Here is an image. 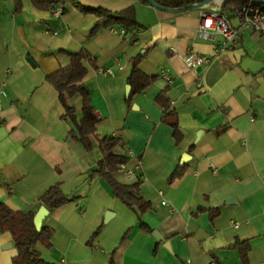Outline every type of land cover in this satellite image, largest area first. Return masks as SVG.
<instances>
[{"label": "crops", "instance_id": "1", "mask_svg": "<svg viewBox=\"0 0 264 264\" xmlns=\"http://www.w3.org/2000/svg\"><path fill=\"white\" fill-rule=\"evenodd\" d=\"M77 1L119 16L135 8L138 26L125 35L102 28L91 36L92 13L68 6L56 15L28 0L16 11L15 0H0V84L7 92L0 114V203L37 213L39 198L61 185L70 201L43 219L54 231L52 247L37 246L56 264H264V36L241 29L225 49L220 37H200V10H219L224 0L178 13L141 0ZM81 49L90 54L83 84L99 118L97 134L120 138L125 166L134 170L133 176L121 170L115 179L139 182L152 204L140 217L92 174L102 160L99 144L87 151L73 138L76 128L45 80L68 63L63 50ZM189 50L210 56L208 65L187 67ZM140 53V69L158 78L127 107L131 59ZM164 89L178 114V144L155 102ZM70 103L79 118L81 98ZM179 166L183 175L168 182ZM209 208L220 212L211 218ZM236 240L250 245L246 263L229 247ZM16 254L11 234L0 230V264H13Z\"/></svg>", "mask_w": 264, "mask_h": 264}, {"label": "trees", "instance_id": "2", "mask_svg": "<svg viewBox=\"0 0 264 264\" xmlns=\"http://www.w3.org/2000/svg\"><path fill=\"white\" fill-rule=\"evenodd\" d=\"M32 7L37 10H53L58 7L62 13L68 9V6L79 9L82 13H92L96 16L97 21L90 31L94 36L100 29L124 30L129 32V28H137L135 21V8L126 10L122 15H117L103 8H86L77 0H28ZM147 3L145 0H141ZM158 6L165 9H181L190 5L198 4L204 0H152ZM16 11L21 8V0H15ZM251 3L264 11V3L251 0H224L219 11L233 10L236 7ZM148 4V3H147ZM124 34V35H125ZM134 35L132 36V38ZM68 58V63L60 67L57 71L46 76L45 80L55 89L59 101L64 108L63 118L69 117L73 122L76 133L71 135L79 141L87 151L93 148L95 142H98L102 152V160L99 161L97 169L93 175L103 177L110 187L111 193L127 207L133 209L140 217L146 211L152 209V204L146 200L140 192V183L121 184L115 179V174L121 171L122 166L127 164L128 158L119 152L123 142L118 137H99L97 130L99 127V118L92 104V99L83 84V79L87 74L85 61L90 59V54L81 49L78 52L62 51ZM145 58L144 54H138L131 59V71L127 78L130 87L128 95L125 97L127 107L131 106L132 100L136 95L142 94L158 78L156 75H147L140 69V64ZM91 63H93L91 61ZM167 89L160 92L155 102L163 110L162 121L171 127L173 137L178 144L183 139L178 114L172 107L170 99L166 96ZM78 96L81 98L80 117H76L75 108L71 105L70 100ZM185 167H177L170 175L168 182L181 177ZM70 199L64 193L61 185L57 184L50 187L40 198L41 207H45L48 212L58 209L67 204ZM200 210H205L201 208ZM211 218L216 217L220 209H206ZM35 212L15 211L4 203H0V230L7 231L11 234L14 246L17 250L13 258V264H56L47 261L42 253L37 249L38 245L46 249L52 247V238L54 231L50 226L42 225L40 229L34 224ZM141 228L147 230L149 227L140 222ZM97 232L95 233V235ZM229 247L239 250L241 259L244 263L248 260L250 245L247 240H236Z\"/></svg>", "mask_w": 264, "mask_h": 264}, {"label": "built area", "instance_id": "3", "mask_svg": "<svg viewBox=\"0 0 264 264\" xmlns=\"http://www.w3.org/2000/svg\"><path fill=\"white\" fill-rule=\"evenodd\" d=\"M62 13L60 7L55 9V14ZM200 26L198 35L202 38L209 40H216L220 37L222 43L220 48L225 49L229 43H236L239 40V33L241 29L256 31L264 36V11L259 7L247 3L245 5L234 8L227 11H203L199 12ZM238 19L240 25L235 27L232 25L231 20ZM115 34L124 35V30H112ZM184 61L190 69H203L210 62V56L202 53H198L192 50L187 51ZM9 72V71H7ZM104 73H110V70L103 71ZM161 76L171 83L172 77L167 70L161 72ZM7 97V92L0 84V114L3 109V100ZM138 163L134 169H139ZM122 170L126 171L128 176L134 175V170L127 169L125 165L122 166ZM164 204V203H163ZM237 226V224H235Z\"/></svg>", "mask_w": 264, "mask_h": 264}, {"label": "water", "instance_id": "4", "mask_svg": "<svg viewBox=\"0 0 264 264\" xmlns=\"http://www.w3.org/2000/svg\"><path fill=\"white\" fill-rule=\"evenodd\" d=\"M148 4H150L151 6H154L160 10H164V11H167V12H171V13H178V12H181V11H187V10H194V9H202L208 5H210L212 2H214L215 0H204L198 4H194V5H190V6H187V7H184V8H181V9H165V8H162L160 6H158L157 4H155L152 0H145ZM251 1H255V2H259V3H264V0H251ZM214 11H219V10H214ZM27 60L29 61V63L31 65H34L32 60L30 58H27ZM128 92H129V88H128ZM201 131L198 132L197 136L199 137L201 135ZM188 155L185 154L182 156V159H181V165L188 159ZM48 211L45 207H40V209L38 210V212L36 213L35 215V218H34V224L35 226L37 227V229H40L43 225V219L48 215ZM109 217V214H106V219H108ZM153 235L157 238V240H160V241H163L164 238L160 237L156 232L153 233Z\"/></svg>", "mask_w": 264, "mask_h": 264}, {"label": "rangeland", "instance_id": "5", "mask_svg": "<svg viewBox=\"0 0 264 264\" xmlns=\"http://www.w3.org/2000/svg\"><path fill=\"white\" fill-rule=\"evenodd\" d=\"M112 31V30H111Z\"/></svg>", "mask_w": 264, "mask_h": 264}]
</instances>
